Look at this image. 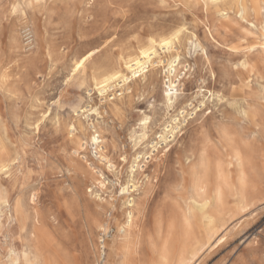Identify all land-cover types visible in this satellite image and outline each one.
<instances>
[{"label": "rangeland", "instance_id": "374dc122", "mask_svg": "<svg viewBox=\"0 0 264 264\" xmlns=\"http://www.w3.org/2000/svg\"><path fill=\"white\" fill-rule=\"evenodd\" d=\"M216 1L190 0L192 7L177 9L185 0H138L137 10L125 16L127 0H0V169H7L0 171V264H39L48 256L65 264H158L164 245L163 264H238L246 253L259 259L260 253L252 250L264 239V205L259 202L264 55L258 47L264 31L251 22H259L262 0L245 18L231 11L233 0ZM224 8L229 14L223 20L218 10ZM117 19L121 23H113ZM179 26L185 30L173 45L180 56L179 76L173 77L180 92L176 103L193 99L198 105L207 99L175 140L139 162L134 177L139 188L130 195L133 217L127 225L129 166L141 151L134 149L131 129L142 110L151 116L149 137L159 130L166 118L160 104L166 76L160 65L149 67L130 92L114 86L107 97L94 89L92 76L116 67L119 55L133 51L137 41L168 35ZM192 40L202 48H194ZM160 54L163 64L167 56ZM242 59L248 63L240 65ZM37 122L39 133L33 126ZM94 129L105 139L112 169L100 160L99 147L90 144ZM204 135L225 161L232 152L243 151L251 167L231 165L223 209L208 227L192 187ZM242 173L252 174L255 189L243 201ZM184 219L191 233L187 240ZM35 226L42 234L38 249Z\"/></svg>", "mask_w": 264, "mask_h": 264}, {"label": "bare ground", "instance_id": "6f19581e", "mask_svg": "<svg viewBox=\"0 0 264 264\" xmlns=\"http://www.w3.org/2000/svg\"><path fill=\"white\" fill-rule=\"evenodd\" d=\"M220 1H221V3H223L226 0L225 1L219 0V3H220ZM207 2H209V1H207ZM241 2L244 4L243 8H241V6H240ZM258 2H260V0H237L236 3H233V7H231L229 5H227V6L231 7V11H233L232 10V8H233L235 13H238L240 17L243 15V18H245L247 15L249 16V14L252 13L256 8L259 9L258 7H260V6H258L259 5ZM223 6L224 5H222V7ZM225 10H226L225 8L218 10V12H220V17L223 20L228 18L227 16L229 14L228 12H225ZM234 12L233 13L231 12V13L234 14ZM257 13H258V11H257ZM253 15H252V17H253ZM234 16L235 15H233V17ZM251 20H253V18L250 19L249 22ZM257 27H258V24H257ZM180 29L181 28L179 26V28L176 27L175 30H171L172 32L168 33V35L165 33L166 35L159 36L158 38L155 37V35H154V37L149 36V37H147V39L145 38V41H143V42L137 41V45L135 44L134 50L132 51V49H130L132 52L130 51V53H128L126 51L128 54L119 55V58L117 61L118 64L115 62L117 65L116 67L111 66L109 68H105V70H103L102 72L100 71L101 73L92 76L91 81L94 85L93 87H94V89H96L98 94L101 95L102 97H107L108 90L112 89L114 86H118L119 89H122V90L126 89L125 91L130 92L131 91V89H130L131 85L136 81V78H139L140 76H142V78H144L146 76L145 72L149 71V67H154V66L159 67L158 65H160L162 67V69H160V70L166 76V79L163 82V87L161 89V101H160V104L162 105V108L164 110L166 118L164 117L165 119H164V121L162 120L163 122L160 120L162 122L161 126H157V127H159V130L156 129L157 131L154 132L153 138L149 137L151 134L147 133V129H148V124L150 122L151 116L148 114H145L144 111H142V110L140 111L142 115L139 118V122L137 123V126L133 127L131 129L130 140L133 143L134 149L137 150V149L141 148V151L137 152V155L135 154L136 156L133 158L132 163L129 166V175H128V179L126 182L129 196L139 188V185H137V180L134 178L136 169L140 165L139 162L141 160L149 158L150 155L153 153V151H156V152L158 151L159 147H161L163 145L164 146L169 145L168 143L175 140L176 135H178L177 133L181 131L182 126L184 127L185 123L187 122V119L193 118L194 115L196 114V112L200 109V106H204L205 100L207 99L206 98L205 100H203V99L199 100L198 105H195L192 103L193 99L192 100L190 99L191 101H189V102L188 101L183 102V103L180 102L178 105L176 103V100H177L180 92H178V87H177L178 84L176 83L178 78L174 79L173 77L176 78L179 76V73H176L175 67L179 62L180 56H179L177 49H175V47L173 46L175 42H173L171 44V46H168V45H165V41L171 40L174 33L179 31ZM258 29H259V27H258ZM261 29L264 31V27H261ZM261 29H259V30H261ZM262 37H263L262 43L264 44V32L262 33ZM143 40H144V38H143ZM178 40H179V36L176 37V41H178ZM190 43L194 48L197 46L202 48L201 44L198 41L192 40V41H190ZM162 45H165L163 50H161ZM251 49H252V47L249 48L248 51H250ZM158 50H160L162 53H164L167 56L166 60L164 59L165 62L163 64L161 63V58L159 57V55L161 56V54H160V51H158ZM262 52H263L262 54L264 55V48H262ZM91 53H92V51L89 52L87 55L81 57L78 61H76V63L74 62L75 65L73 67V70L79 69V67L83 64L84 60L86 59V57L91 55ZM158 57L160 59H157ZM262 57L264 60V56H262ZM247 63H248L247 60H243L239 64L240 65H246ZM249 66H251V65H249ZM244 68H245V66H244ZM165 69H167V72L165 71ZM235 69H237V68H235ZM100 70H102V68ZM237 73H238V71H237ZM172 85H176V87H172ZM201 90H203V89H201ZM169 92L172 93L171 96L168 95ZM111 94H114V92H112ZM119 94H121V93H119ZM210 94H212V93L210 92ZM196 95H194L195 98H196ZM201 97L204 98L205 96L202 95ZM110 98H113V95ZM170 100H171V103L169 102ZM248 102H246V103L248 104ZM240 103H241V101H240ZM149 106L150 107L153 106V103H151ZM243 106H244V104H243ZM96 108H89L88 110L89 111L91 110L90 113H94V115L96 113L98 115V116L97 115L96 116L99 118L101 116L99 115V112H97ZM81 111H83V110H81ZM239 111L243 112L244 115L246 113L245 109H242ZM252 111H253V109H252ZM163 115H160V116H163ZM254 121H256V120L254 119ZM222 125H220L221 126L220 128H222ZM91 127L94 128L93 125ZM223 128H224V125H223ZM224 129L227 130L226 127ZM217 132H219V131L217 130ZM238 135L241 136V133ZM250 135H247V138H248V136L250 137ZM93 136L96 137L95 143H93V141H92ZM88 137H89V140L91 141L90 144L94 145L93 147L98 146L99 149L101 150V153L99 154V156H101L100 160L104 161V164H107L106 166L108 167V169H110V167L112 169L114 164L111 161H109V159L107 158L106 151L104 150L105 146H103V144H102V143H104L105 139L104 138L102 139L99 132L97 133V131L95 129L91 131V133L88 135ZM251 137H252V135H251ZM210 140L211 139L208 138V135L203 136L201 147H200L199 152H198L197 160L193 163V172H192V174H193V177H192L193 191L195 192V194L199 200L198 202L200 203L198 210L200 212L201 217L206 219V226L207 227L211 226L213 224L214 215L216 213H219L223 209L226 194L228 193V189H229L230 182H231L230 180L232 179L231 178L232 177L231 165L240 164V166H241V163H242L245 167H248L251 169L250 164L248 162V159L245 157V154L243 153V151L232 152L229 156V159L226 158L227 161H225V159H224L225 156H223V153L220 151V149L218 147L214 146L213 144H210ZM100 143H101V145H100ZM122 160L125 161V158L123 157ZM0 166H2V165H0ZM263 172H264V166H262V168H261V174L262 175H263ZM239 178L241 180L239 179L240 184H239V182H238V184H239V188H240L241 200L243 201V200H245L243 198L245 197L246 192L254 191V179L252 177V174L247 175L245 173L244 174L242 173V177H239ZM98 182H99V186L102 187L104 185L103 181H98ZM191 196H192V194H191ZM193 197H195V196L193 195L191 199H194ZM249 197H251V196H249ZM242 201H241V203H242ZM238 203H239V201H238ZM126 205H127L128 210L126 212L125 221H126V224L129 225L131 223L132 217H133V211H132V208L134 206V197L133 196H130L126 200ZM21 206L23 207V205H21ZM242 207H243V205H242ZM37 216H39V215H37ZM38 221H39V218L34 216V224L35 225H38ZM29 224H30V222H29ZM29 227H30V225H29ZM28 230H26V231H28ZM182 231H183L184 238L187 240L190 237L191 233L189 230V222L186 219H184V221L182 223ZM33 235L35 237V245L38 249L40 247L41 239H42V234H41V231L39 230L38 226H35L34 231H33ZM195 241H194V243H195ZM190 243H192V242H190ZM194 243L192 245H194ZM28 249H30V248H28ZM30 250H33V249H30ZM165 250H166V248L164 245L163 249L159 255L160 261L158 264H163V262L167 258ZM16 254H17V252H16ZM30 256H31V260H32V258H33L32 253ZM183 259H184V256H183ZM35 260H37V258ZM9 262H13V261L11 260ZM35 263H36V261H35ZM185 263H186V261H185ZM11 264H13V263H11ZM39 264H65V263L60 258L54 259V258H49V256H48V257H45L44 259H41V262Z\"/></svg>", "mask_w": 264, "mask_h": 264}, {"label": "snow or ice", "instance_id": "6c2138e0", "mask_svg": "<svg viewBox=\"0 0 264 264\" xmlns=\"http://www.w3.org/2000/svg\"><path fill=\"white\" fill-rule=\"evenodd\" d=\"M213 2L215 3L216 0H213ZM236 2H237V0H233V3H236ZM37 3H39V0H37ZM198 6H199V2H197V7ZM240 6H241V8H243L244 4L241 2ZM137 7H138V0H127V6L124 9L123 14L125 16H130L134 11L137 10ZM182 7H188V8L192 7V4H191L190 0H185V2H183V3H177L176 4V8L177 9H180ZM205 8H207V4H205ZM241 18H243V15L241 16ZM113 23L119 24V23H121V21L119 19H117V20L113 21ZM244 23L247 24L248 21L245 20ZM257 23H259V25L261 27H264V0H262L260 20H259V22L253 21L251 27L252 28H256L257 27ZM184 30L185 29H180L179 31L175 32L173 37L171 38V40L165 41V45L171 46V44L173 42H176V37H178L180 35V32L184 31ZM249 35H251V32H249ZM165 45L161 46V50H163ZM258 47L264 48V44H260V45H258ZM165 71L167 72V69H165ZM187 72H188V69H185V73H187ZM145 87H147V85H145ZM172 87H176V85H172ZM168 95L171 96L172 93L169 92ZM169 102L171 103V100ZM245 115L248 116L249 114L245 113ZM262 116H264V114H262ZM33 126L35 127L36 132L39 133L40 130H41L40 123L39 122L34 123ZM49 134L51 135V133H49ZM37 139H39L38 136H37ZM92 141H93V143L96 142V137L95 136L92 137ZM0 171H5L6 172L7 169L6 168L0 169ZM88 192L91 193L92 192V188H89ZM259 192H260L259 202H260V204L264 205V177L261 178V181L259 183ZM252 251L254 253L255 252H259L260 253L258 260L250 259L249 255L246 253L244 258L241 261H239L238 264H264V239L261 240L259 249H253Z\"/></svg>", "mask_w": 264, "mask_h": 264}]
</instances>
